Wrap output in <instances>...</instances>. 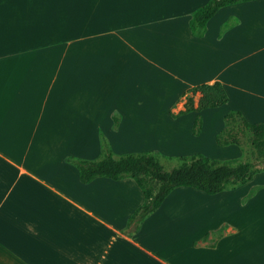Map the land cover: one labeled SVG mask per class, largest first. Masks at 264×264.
I'll return each mask as SVG.
<instances>
[{"label":"crops","instance_id":"obj_1","mask_svg":"<svg viewBox=\"0 0 264 264\" xmlns=\"http://www.w3.org/2000/svg\"><path fill=\"white\" fill-rule=\"evenodd\" d=\"M207 1L0 0V264H264L262 171L216 195L176 187L129 235L135 182L82 183L65 160L97 158L100 134L112 153L168 156L156 138L194 137L197 113H177L201 83L228 97L202 127L230 110L264 123V0L219 8L194 37Z\"/></svg>","mask_w":264,"mask_h":264},{"label":"trees","instance_id":"obj_2","mask_svg":"<svg viewBox=\"0 0 264 264\" xmlns=\"http://www.w3.org/2000/svg\"><path fill=\"white\" fill-rule=\"evenodd\" d=\"M251 0H208L196 8L188 21L192 36L202 37L206 22L224 6ZM232 21L223 24V28L232 25ZM198 94L196 106L193 97ZM183 109L177 114L191 111L194 117L191 132L198 135L201 128L202 109L215 108L226 103L227 94L219 81L201 83L192 86L183 93ZM223 126L214 136L217 146L236 145L241 151L244 145L249 147L253 161L238 158L214 159L202 153L180 155L178 163L170 170H164L159 162L157 151L126 153L114 157L109 142L100 134L101 156L90 160L78 157H66L65 160L76 167L79 181L88 183L97 177L111 180L131 178L141 191L143 201L127 218L125 232L129 235L138 232L143 220L156 211L163 199L176 187H190L207 195H216L225 189L238 187L260 171H264V123L249 122L239 111L230 110L223 117ZM114 124L117 119L113 117ZM224 226L215 232L219 235Z\"/></svg>","mask_w":264,"mask_h":264},{"label":"rangeland","instance_id":"obj_3","mask_svg":"<svg viewBox=\"0 0 264 264\" xmlns=\"http://www.w3.org/2000/svg\"><path fill=\"white\" fill-rule=\"evenodd\" d=\"M201 117V116H200ZM221 120V124H222ZM153 127L155 130H161L163 129V131L165 130L164 128H166L165 126L158 124L155 126H151ZM217 126V119L213 118L212 116H207L206 118V122L204 124V126L202 127L201 125V132L200 134L198 133V135H194L193 138L190 137L187 138L186 137V132H183V136L182 138H179L176 141L177 137H169V138H165L160 140V138H156L159 139L158 141H155L157 143H161L165 148H168L171 151V154H166L168 156H160L159 157V162L162 165L164 170H170L172 167L176 166L178 163L177 157L180 155H190V154H194V153H202L204 155H207L209 157H212L214 159H230V158H238L240 160H245V161H253V158L249 155V147L245 144L244 145V150L241 151V149L238 146H217L214 143V136L216 135V133H214L215 129ZM200 131V130H199ZM154 132V131H153ZM157 136V132H154V135L151 136V138L153 139L154 137ZM158 137V136H157ZM100 141V140H99ZM127 143H135L138 144L140 143L139 141H129ZM154 143V142H152ZM100 144V143H99ZM237 148V152L233 153V151H235V148ZM121 154H116L113 152V156L114 157H118ZM101 156V150H100V154L97 158ZM84 159V158H83ZM90 160H94V159H90ZM261 173H263L262 175H260L259 177H257L256 181H263L264 180V171H262ZM225 190H229V189H225ZM241 191H239L235 198H230L228 199V201L222 200L221 201V207L222 209H224V211L226 212L227 209L230 207H232L233 209L235 208V204L237 205V200L239 195H241ZM252 192V190H251ZM185 196H192V197H198V193H192V192H185ZM251 197H247L244 198V200H249ZM244 201V202H245ZM243 201H241V203H244ZM245 224V223H243Z\"/></svg>","mask_w":264,"mask_h":264}]
</instances>
